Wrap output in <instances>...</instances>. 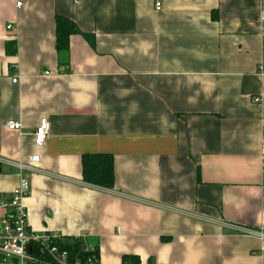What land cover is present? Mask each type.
<instances>
[{
	"label": "crops",
	"instance_id": "1",
	"mask_svg": "<svg viewBox=\"0 0 264 264\" xmlns=\"http://www.w3.org/2000/svg\"><path fill=\"white\" fill-rule=\"evenodd\" d=\"M55 17L79 31L65 55ZM85 154L113 157L112 190ZM0 160V204L24 176L28 227L98 264H264L236 230L264 231V0H0Z\"/></svg>",
	"mask_w": 264,
	"mask_h": 264
},
{
	"label": "built area",
	"instance_id": "2",
	"mask_svg": "<svg viewBox=\"0 0 264 264\" xmlns=\"http://www.w3.org/2000/svg\"><path fill=\"white\" fill-rule=\"evenodd\" d=\"M20 6V3H17ZM155 8L160 10V3H156ZM10 29V26L7 27ZM48 75V72L44 73ZM16 83V79L12 80ZM258 98L254 102L258 103ZM6 128L12 131H20L21 125L17 122L9 121ZM49 123L46 119H41L39 125L33 133V141L36 147H43L49 137ZM39 161V156H32L27 163L17 162L14 166L19 170H32ZM5 162L1 161L0 163ZM30 194V184L27 178L20 176L16 187L10 194L6 204H0V209L7 208L8 213L3 217L0 228V264H80L78 261L70 262L68 253L58 246V242H63L62 236L57 232H35L28 227L27 212L24 201ZM241 235L255 237L264 242V231L236 228ZM77 239H81L77 237ZM34 253H32V249ZM85 264H94L88 258Z\"/></svg>",
	"mask_w": 264,
	"mask_h": 264
},
{
	"label": "trees",
	"instance_id": "3",
	"mask_svg": "<svg viewBox=\"0 0 264 264\" xmlns=\"http://www.w3.org/2000/svg\"><path fill=\"white\" fill-rule=\"evenodd\" d=\"M55 50L59 55H65L69 47V38L72 35L79 34L74 23L66 18L55 17ZM89 40V37H86ZM10 48V50H9ZM8 54L15 53V46L7 45ZM114 160L109 154H85L81 157V181L91 187L104 190L114 188ZM58 246L68 253L69 261H78L85 264L90 258L94 264H98V251L86 249V244L82 239H68L58 242ZM35 247L32 249L34 253ZM121 264H139L136 256H122Z\"/></svg>",
	"mask_w": 264,
	"mask_h": 264
}]
</instances>
